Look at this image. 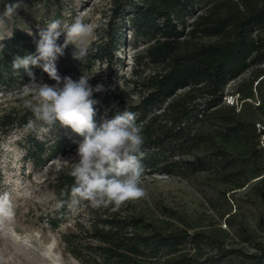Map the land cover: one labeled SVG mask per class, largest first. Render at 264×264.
Instances as JSON below:
<instances>
[{
	"label": "trees",
	"instance_id": "16d2710c",
	"mask_svg": "<svg viewBox=\"0 0 264 264\" xmlns=\"http://www.w3.org/2000/svg\"><path fill=\"white\" fill-rule=\"evenodd\" d=\"M5 2L0 0V11ZM63 2L25 0L27 9L9 18L8 29L0 28V92L29 83L27 73L12 68L13 58L35 52L40 28L63 17ZM110 10L102 40L89 47L83 62L69 45L56 61L58 74L87 76L126 45L131 31L142 47L136 73L152 70L135 81L138 100L120 85L95 93V119L111 108L136 113L144 173L202 176L226 227L214 216L167 206L159 213L85 206L92 219L63 233L65 248L83 264H264V0H112ZM251 69L237 88V103H228L227 85ZM32 71L38 81L55 82L40 68ZM29 120L35 118L27 107L10 109L0 115V132L26 131L25 159L34 167L67 154L82 139L57 125L53 139L40 140ZM256 178L244 199L257 212L251 223L248 207L238 205L240 219L231 213L230 193ZM73 183L69 173L61 178L58 201L67 199L62 194ZM67 212L66 206L55 211L50 226L58 228Z\"/></svg>",
	"mask_w": 264,
	"mask_h": 264
},
{
	"label": "rangeland",
	"instance_id": "374dc122",
	"mask_svg": "<svg viewBox=\"0 0 264 264\" xmlns=\"http://www.w3.org/2000/svg\"><path fill=\"white\" fill-rule=\"evenodd\" d=\"M111 5L112 0H64L61 20L70 23L77 16H82L86 22L92 23L95 33L89 39L90 47L104 37ZM8 23L9 19L4 29H8ZM126 35V45L117 50L112 59L103 63L97 62L94 70L87 76L91 78L89 83L93 86L102 84L103 89H109L120 85L121 89L132 94L134 100H138L139 86L135 85V81L141 80L152 69L146 68L142 75L136 73V57L142 47L134 43L131 31H127ZM252 71L248 70L227 85L228 103H237V88L250 78ZM25 86L0 92V115L13 108H26L25 101L31 99V96L27 94ZM251 102L259 103L257 100ZM42 126V122H35L34 135L40 140L53 139L54 132H41ZM29 145L24 129L13 128L8 134L0 132V193L11 194L15 212L12 222L0 224V264H83L67 251L61 238L63 233L74 228L76 223H90L92 214L89 209L83 206L76 214L68 211L56 229L52 228L48 221L58 210V183L70 172L77 147L65 155L57 156L44 166L34 167L25 159ZM257 179L247 187L230 193L235 197L230 201L233 209L231 213L236 214L237 219L241 218L238 205L242 204L244 209L248 207V221L256 222L257 212L244 202V199ZM201 180L202 176L182 178L158 172H145L141 185L147 193L145 197L129 201L119 209L111 206L108 208L123 213L147 210L159 213L163 206H167L193 215L204 213L214 216L226 227L221 217L223 211L213 210L215 192L210 187L201 185ZM227 205L224 204V210L228 209Z\"/></svg>",
	"mask_w": 264,
	"mask_h": 264
},
{
	"label": "clouds",
	"instance_id": "9594fccd",
	"mask_svg": "<svg viewBox=\"0 0 264 264\" xmlns=\"http://www.w3.org/2000/svg\"><path fill=\"white\" fill-rule=\"evenodd\" d=\"M27 6L25 0H6L0 11V28ZM94 33V25L82 16L70 23L53 19L40 28L35 52L16 55L12 61L15 71L22 69L30 78L25 87L31 99L25 101V106L35 120H29L27 127L31 129L35 121H40L41 132L59 125L82 138L76 141L69 172L74 183L70 192L62 194L67 199L56 205L58 209L66 206L72 214L83 206L119 209L147 194L141 186L144 136L137 114L126 109H105L97 121L94 106L98 101L94 94L103 91V85H91V78L82 74L75 80L68 76L61 78L56 68L57 59L69 45L74 46L73 58L83 62L89 55V39ZM61 37L62 44L58 43ZM32 68L42 69L55 83L38 81ZM14 216L11 194L0 193V224L12 222Z\"/></svg>",
	"mask_w": 264,
	"mask_h": 264
}]
</instances>
